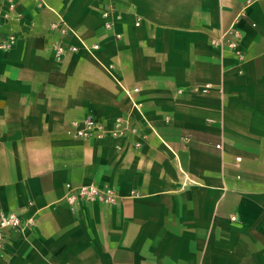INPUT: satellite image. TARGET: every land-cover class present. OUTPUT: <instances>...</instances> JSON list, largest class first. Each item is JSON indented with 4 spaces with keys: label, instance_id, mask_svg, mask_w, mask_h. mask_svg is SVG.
<instances>
[{
    "label": "crops",
    "instance_id": "obj_1",
    "mask_svg": "<svg viewBox=\"0 0 264 264\" xmlns=\"http://www.w3.org/2000/svg\"><path fill=\"white\" fill-rule=\"evenodd\" d=\"M13 1L0 0V35L15 36L0 50V210L33 222L8 231L0 264H264V0ZM232 22L242 62L210 43ZM59 42L79 49L57 62ZM88 116L136 131L72 137ZM90 182L116 202L71 209L66 185Z\"/></svg>",
    "mask_w": 264,
    "mask_h": 264
},
{
    "label": "built area",
    "instance_id": "obj_2",
    "mask_svg": "<svg viewBox=\"0 0 264 264\" xmlns=\"http://www.w3.org/2000/svg\"><path fill=\"white\" fill-rule=\"evenodd\" d=\"M10 7L14 6L13 0H8ZM114 11L113 7L106 9L102 12L103 16L110 17ZM2 10L0 7V26L2 23ZM138 24V22H137ZM113 26L112 19L106 22V27L111 28ZM51 29L59 32L61 35H65L70 31V28L66 21L58 16L57 20L50 23ZM117 35V34H116ZM118 36V35H117ZM241 33L239 29L235 27L232 22L227 28L221 30V32L210 39V43L220 48H226L232 52L235 57L240 61L245 60V52L240 46ZM15 42V36L8 34L4 37L0 35V50H9ZM83 49H85L90 55L93 56V51L98 48V44H85L81 43ZM78 45L68 44L63 42L56 43L53 46L54 59L60 62L67 52H77ZM240 71V70H239ZM210 84L205 83L202 86H196L194 88L197 92H208ZM127 93H129L127 91ZM132 107L135 108L140 114H142L141 106L139 103L131 101ZM68 133L74 138H95L101 139L107 136L119 137L124 135L127 131L135 132V128L131 126L128 117L118 116L114 119L111 125L106 126L96 120L94 117L88 116L80 121H72L67 128ZM136 146H140L137 142ZM66 192L64 199L68 206L73 209L74 206L82 201L86 202H101L105 205H112L116 202L118 197L117 191L110 185H98L94 182L84 183L76 186L70 184L66 185ZM231 220H234V216H230ZM33 220L24 219L19 213L14 211H1L0 210V249L4 246L9 230H15L21 233L25 228L32 224Z\"/></svg>",
    "mask_w": 264,
    "mask_h": 264
}]
</instances>
